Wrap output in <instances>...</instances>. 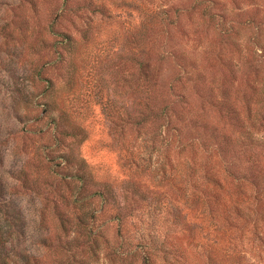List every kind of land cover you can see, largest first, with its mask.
<instances>
[{
  "label": "rangeland",
  "instance_id": "1",
  "mask_svg": "<svg viewBox=\"0 0 264 264\" xmlns=\"http://www.w3.org/2000/svg\"><path fill=\"white\" fill-rule=\"evenodd\" d=\"M0 232L7 264H264V0H0Z\"/></svg>",
  "mask_w": 264,
  "mask_h": 264
},
{
  "label": "trees",
  "instance_id": "2",
  "mask_svg": "<svg viewBox=\"0 0 264 264\" xmlns=\"http://www.w3.org/2000/svg\"><path fill=\"white\" fill-rule=\"evenodd\" d=\"M3 244H4V239H3L2 235H1V232H0V248L3 247ZM0 257H1V254H0ZM144 261L145 262L147 261L146 256L144 257ZM6 262H7V259L5 258V256L0 258V264H7Z\"/></svg>",
  "mask_w": 264,
  "mask_h": 264
}]
</instances>
